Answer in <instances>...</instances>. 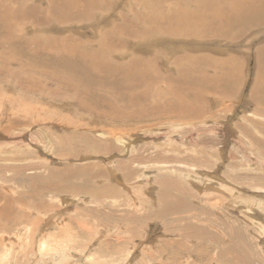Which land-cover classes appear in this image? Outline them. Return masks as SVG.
<instances>
[{
	"label": "rangeland",
	"instance_id": "374dc122",
	"mask_svg": "<svg viewBox=\"0 0 264 264\" xmlns=\"http://www.w3.org/2000/svg\"><path fill=\"white\" fill-rule=\"evenodd\" d=\"M213 2L0 0V264H264V23ZM107 36L145 79L61 66Z\"/></svg>",
	"mask_w": 264,
	"mask_h": 264
},
{
	"label": "bare ground",
	"instance_id": "6f19581e",
	"mask_svg": "<svg viewBox=\"0 0 264 264\" xmlns=\"http://www.w3.org/2000/svg\"><path fill=\"white\" fill-rule=\"evenodd\" d=\"M74 1L69 0V4L71 5V7L67 8V9H69V10L72 9V10H75L77 13H80L77 11V7L79 6L80 3L87 4L88 7L89 8L92 7L91 9L93 10V7L96 6L98 0H77L76 6H73V4H75ZM223 2H224V4L221 6V9L216 8V7H218V6H216L218 2H213L211 5L212 7L210 6L211 8H213L215 10L212 14L213 20L209 26H206L207 29L204 31H207V30H211L213 32L218 31V33H220V34L227 35V34H229L230 30L233 28H240L241 31H245L247 29L257 30V28L261 24L264 23V0H223ZM97 5H99V4H97ZM59 6H60V4H59ZM60 13L66 14L67 11L65 9L62 12V10H61ZM92 15L86 13L84 16L91 18ZM199 16H200V10H193L192 13L190 12L186 18H183L182 15H180V17L184 19V21H182L180 24L186 25L188 22V25L192 28L193 25L191 24V21L193 19L199 17ZM60 17H61V15H60ZM217 17L219 19L217 20V23H216ZM177 18L179 19V16L177 17V15L174 14L172 16V21L176 22ZM180 29H181V27H176V28H172V31L178 32ZM108 42H109V39L107 36L106 39L104 40V42L102 43L101 47H99L98 49H95V50L92 49V51H90V52H87L84 49V46H82V48L84 50L81 49L78 42L73 44V45H70L68 47V49H71L72 52H69V53L73 56L72 57L73 60H78V61H76L77 62L76 64L69 61L67 63V65L64 62H62L61 66L66 71H70V70L76 69V68L81 70L80 67H83L84 70H81V71L84 73V77H85L84 80H89V81H94V80L97 81V78L106 79V77L108 75L106 77H105L106 73L105 74L103 73L100 75L99 73H102L101 71H105L108 73L115 72L116 73L115 77H119L118 79H123V80H127V81H132V82H137L138 79H141V77H142V79H145V76H146L145 70L143 71V70L139 69V66L141 63L140 60L139 61L135 60L133 62H126L127 64H119V65H114V66L112 64L110 65L109 63L111 60L108 58V54H109V51L111 49L110 47H112V45H108ZM62 43L66 44L63 41H62ZM82 51H85V52H82ZM66 52H68V51H66ZM257 52H258V57L261 60H264V45L259 46ZM153 60H154V58L151 56L148 59V61L151 62L150 64H152ZM88 61H90L89 65H86V63ZM215 61L218 64L222 63V61H218V60H215ZM228 61H229V59H228ZM232 62H234V61L230 60V63H232ZM228 63L229 62L224 61L223 64H228ZM103 69H106V70H103ZM260 71H262V70H260ZM97 75H100L102 78L98 77ZM102 75H104V76H102ZM259 76H260L259 79L262 82H264V80L261 79V75H259ZM113 84H114V82H113ZM116 84H118V83H116ZM133 85H134V83L129 84L128 86L131 87ZM85 86H86V84L83 85L84 88H85ZM84 88H79V89L85 90ZM258 94H259V92H258ZM95 98L97 99V97H95ZM127 98H128V101H131L132 99H134L129 95L127 96ZM97 100H99V99H97ZM3 212H4V208H0V213L2 214ZM47 245H48L47 239L46 238L41 239L40 245H39L40 250L46 249ZM49 247H51V246H49ZM222 263H224V261ZM225 264H227V262H225ZM228 264H230V263L228 262ZM232 264H234V263H232ZM241 264H243V263H241ZM247 264H250V263H247Z\"/></svg>",
	"mask_w": 264,
	"mask_h": 264
}]
</instances>
